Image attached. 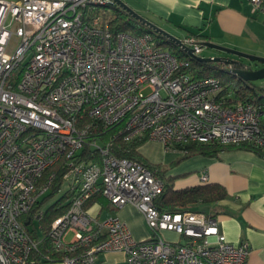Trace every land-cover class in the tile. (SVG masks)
I'll return each instance as SVG.
<instances>
[{
  "label": "built area",
  "instance_id": "obj_1",
  "mask_svg": "<svg viewBox=\"0 0 264 264\" xmlns=\"http://www.w3.org/2000/svg\"><path fill=\"white\" fill-rule=\"evenodd\" d=\"M250 2L264 12V0ZM113 5L0 0V264H36L31 255L44 239L60 264H97L106 252L122 253L125 264H245L248 242H229L213 217L157 210L161 180L113 156L96 130H113L124 142L144 138L166 151L217 143L264 153V114L223 96L220 80L195 77L190 59L203 49L197 37L180 39L191 54L179 58L149 33L114 32ZM85 147L100 160H85ZM57 163L70 204L45 236L34 238L43 216L35 207L57 173L42 178ZM97 195L116 209L133 205L149 238L134 239L115 215L91 216L85 206ZM166 232L185 242L165 239Z\"/></svg>",
  "mask_w": 264,
  "mask_h": 264
},
{
  "label": "crops",
  "instance_id": "obj_2",
  "mask_svg": "<svg viewBox=\"0 0 264 264\" xmlns=\"http://www.w3.org/2000/svg\"><path fill=\"white\" fill-rule=\"evenodd\" d=\"M120 1L179 40L194 35L202 42L264 54L260 51L264 43V12L250 0ZM146 144V148L143 145L138 149L139 154L152 165L167 167L164 176L174 178L175 190L211 184L225 189V199L194 206V210L216 219L229 242H248L245 264H264V159L253 151L227 148L216 157L193 155L171 166L182 153L167 152L154 141ZM203 173L208 177L204 183L200 180ZM102 199L105 204L95 201L87 208L91 216L102 221L115 215L134 239L149 238L143 215L133 205L116 209ZM36 236H41L40 231ZM97 264H125V256L120 252L102 253Z\"/></svg>",
  "mask_w": 264,
  "mask_h": 264
},
{
  "label": "trees",
  "instance_id": "obj_3",
  "mask_svg": "<svg viewBox=\"0 0 264 264\" xmlns=\"http://www.w3.org/2000/svg\"><path fill=\"white\" fill-rule=\"evenodd\" d=\"M114 11V18L111 22V29L114 32H130L135 36H140L145 33L151 34L156 42L161 46H165L172 54L177 55L179 58H189L184 50H182L178 45L173 43L171 40L165 38L157 32H153L148 26L144 25L142 22L135 20L130 16L126 11L119 8L117 5L111 7ZM194 36V35H191ZM196 37V36H195ZM192 63V70L194 75L197 78L201 77H213L216 74L225 72V65L219 63H199L196 60L190 59ZM235 77V76H234ZM224 82V81H223ZM244 82L238 80L237 87L233 88L235 91V101H241L244 103H249L258 108L260 112L264 114V95L259 96L257 91L249 87L242 89ZM225 85V82L222 83ZM242 84V85H241ZM229 87H226L222 95H226V91ZM260 128L264 130V118L261 120ZM103 143H109L110 153L118 158H126L132 161H135L149 170L153 171L154 174L161 180L163 184V191L160 196H158L154 205L157 210L161 212H183V211H192L194 206L197 205H208L212 203L219 202L226 198V191L223 187L219 185H199L190 188H185L181 190L174 189V178L165 177L164 172L167 170V167H162L159 165H152L146 159H144L138 152V149L146 143L144 138H136L130 142H124L122 136H113V130H103L98 128L96 130ZM227 148H237L242 150L253 151L259 157L264 159V153L256 150L249 144H235V145H221L217 143H192L185 146H177L176 151L181 152L183 155L177 159L171 166L178 164L180 161L193 156L200 155L205 157H216L219 153ZM80 155L85 158V160H100L99 152L85 147L81 150ZM56 171V178L54 183L49 191V195L45 196L40 200L35 207V210L39 209L42 203L48 198L57 194L62 185H63V170L59 169V163L55 164L50 168L43 176L42 180L47 177V175ZM68 192L64 196L60 197L56 201L52 202L48 208L43 212V216L39 224L41 225V235L45 236L48 229L50 228L51 223L61 215H63L70 204L71 195L67 196ZM100 202L105 204V200L102 199L101 195H97L91 198L87 204L86 209L93 202ZM111 205V204H110ZM112 206V205H111ZM202 213V212H201ZM28 217H26L27 219ZM33 237H36V233L32 232ZM43 243V244H42ZM41 245L38 248V251L31 255V259L35 260L36 264H48V263H60L61 256L53 254L49 250V243L46 239L42 241ZM47 256L50 260H42L43 256Z\"/></svg>",
  "mask_w": 264,
  "mask_h": 264
},
{
  "label": "water",
  "instance_id": "obj_4",
  "mask_svg": "<svg viewBox=\"0 0 264 264\" xmlns=\"http://www.w3.org/2000/svg\"><path fill=\"white\" fill-rule=\"evenodd\" d=\"M114 2L115 5H117L119 8L126 11L130 16H132L135 20L142 22L144 25L148 26L153 32H157L164 36L165 38L171 40L173 43H175L178 46H181V42L179 39L175 38L168 32L162 30L161 28L157 27L156 25L152 24L145 18L141 17L134 11H132L129 7H127L123 2L120 0H111ZM203 48H209L212 50L220 51L223 53H226L228 55L234 56L238 59H245L250 62H255L261 65H264V58L256 57L247 55L241 52H238L233 49L225 48L216 44H212L209 42H203L202 44ZM185 52L188 54H191L189 49H184ZM194 59L199 63H215V64H223L231 67L232 74L237 78L238 80L244 82V83H252L255 81L263 80L264 79V67L259 69H253L249 65L245 64L243 61L239 60H232V59H223V58H200V57H194Z\"/></svg>",
  "mask_w": 264,
  "mask_h": 264
},
{
  "label": "rangeland",
  "instance_id": "obj_5",
  "mask_svg": "<svg viewBox=\"0 0 264 264\" xmlns=\"http://www.w3.org/2000/svg\"><path fill=\"white\" fill-rule=\"evenodd\" d=\"M261 46H262V48H260V51L264 52V43H261ZM164 48H165V46H164ZM236 51H238V50H236ZM238 52H241V53H244V54H247V55H251V56L264 58V54L261 55L259 53H248V52H244V51H238ZM199 57L200 58H223V59H232V60H235V61L239 60V61H243L245 64L249 65L254 70L255 69H259L262 66L261 64H258V63H255V62H250V61L245 60V59H241L240 60V59H238V58H236L234 56L228 55V54L220 52V51L212 50V49H209V48H203L201 54L199 55ZM225 70H226L225 72H222V73L214 75L213 78H216V79L220 80L222 83L225 82V85L223 84L225 86V88L229 87V89L226 91L227 93H226L225 96L228 99L233 100V99H235V91H234L233 88L237 87L238 79L235 78L234 75L232 74L230 66L225 65ZM241 87H242V89L245 88L243 85ZM247 87L257 91L259 96H263L264 95V79L263 80H259V81H255V82H252V83H247ZM143 145H144L143 148H146L147 144L144 143ZM163 150H165V149H163ZM168 151L175 152L176 150H167V152ZM64 194H66V185H65V183L62 185L60 191L57 194H55L52 197H48L42 203V205L40 206L39 210L44 212L52 202H54L57 199H59L60 197L64 196ZM48 195H49V193H48ZM67 196H69V193L67 194ZM148 230H149V235H150L151 231H150L149 228H148ZM164 238L167 239V240H173V239L174 240H179L181 243L185 242V240L183 238L175 237V236H172V235L170 236V235L165 234V233H164Z\"/></svg>",
  "mask_w": 264,
  "mask_h": 264
},
{
  "label": "flooded vegetation",
  "instance_id": "obj_6",
  "mask_svg": "<svg viewBox=\"0 0 264 264\" xmlns=\"http://www.w3.org/2000/svg\"><path fill=\"white\" fill-rule=\"evenodd\" d=\"M262 67H264V65H262V66H261V68H262ZM243 84H244V85H243L244 87H246V86H247V83H243Z\"/></svg>",
  "mask_w": 264,
  "mask_h": 264
}]
</instances>
